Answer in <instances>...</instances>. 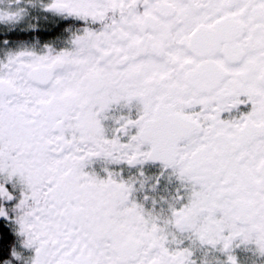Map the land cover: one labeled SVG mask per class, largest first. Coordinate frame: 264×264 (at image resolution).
Masks as SVG:
<instances>
[{
    "label": "snow or ice",
    "instance_id": "obj_1",
    "mask_svg": "<svg viewBox=\"0 0 264 264\" xmlns=\"http://www.w3.org/2000/svg\"><path fill=\"white\" fill-rule=\"evenodd\" d=\"M0 264H264V0H0Z\"/></svg>",
    "mask_w": 264,
    "mask_h": 264
}]
</instances>
